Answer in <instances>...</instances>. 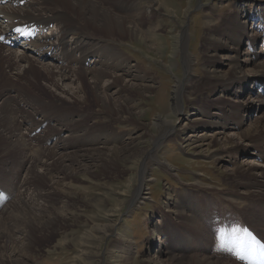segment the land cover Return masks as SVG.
I'll return each mask as SVG.
<instances>
[{"label":"rangeland","instance_id":"374dc122","mask_svg":"<svg viewBox=\"0 0 264 264\" xmlns=\"http://www.w3.org/2000/svg\"><path fill=\"white\" fill-rule=\"evenodd\" d=\"M98 1L110 7L112 11L123 13L122 9H125L128 12L123 2L125 0ZM156 1L137 0V6L139 9L141 6L144 15L142 14L140 18L129 17L130 21L141 20L142 28L147 29V33L143 34L147 35V38L143 37V40L138 41L131 36L124 37L117 33L114 41L116 47L124 51V57L129 60V65L139 67V71L148 77L139 79L133 78L132 75H123L125 79L123 81H114L113 78V84L107 90L104 85L106 78L98 82L101 93L104 90L108 93L118 91L113 105L120 118H113L107 112H99L98 109L104 106L97 99L88 76L87 80L83 79V89L78 91L79 97L83 95L84 99L78 101L79 105H76L77 102L75 104L69 102L70 100L64 97L68 94L71 96L70 93L73 91L71 88L79 90L80 81L76 77L77 73L72 72L73 76L67 78L61 77L59 69L56 68L61 63L51 59V56L40 58L31 53L38 60L40 68L48 65L54 70L57 85L40 78L37 81L38 86L31 81L25 88L36 90L47 97H50L52 92L59 98L57 103L41 106L47 114H53L51 111H61L74 116L70 119V115H66L67 128L52 130L54 133L59 132L57 136L72 135L76 142L70 145H76V149L82 150L86 148V139L92 133L100 131L103 132L101 137L114 134L113 142L105 146L100 145L103 148L116 146L118 149H124L122 145L125 143L128 148L121 153V159H105L100 155L93 164L83 166L70 164L62 171L59 170L62 166H59L45 173L38 164L37 176L32 178L31 184H28L25 178L28 166H22L21 163L19 166L0 163V214L2 213L4 220L6 218L8 221L11 220L0 229V264H162L170 259L173 261L174 255L179 256L181 260L172 264L205 263L195 261L196 257L213 258L221 261L220 264H235L240 260L238 252L247 256V259H241L245 264H264V198L253 197L252 193L261 192L245 184L255 177L251 174L253 167L247 171L240 169L246 163L262 166L264 161L256 156L257 151L252 148L249 154L243 150L231 156L224 153L213 154V148L222 149L229 145L225 140L226 135L220 136L222 140H214L216 137L214 129L196 124L199 118L201 122L202 120L207 122L211 117L208 113H215L214 116L221 114V119L229 110L239 108L240 111L243 109V103L253 102L249 99L258 88L251 82L253 78L250 70L254 67L253 62L243 65V71L249 74H246L247 77L238 86L239 93L242 92L239 97L229 98L221 86H218L220 79L227 78L233 73L228 70V64L219 65L220 69L211 76L207 72V65L212 56L211 35L219 29L232 33L238 22L245 21L246 17H242L244 13H238L240 6L235 3L238 0H158V3ZM244 1L249 4L253 2L256 4L258 1L259 4L255 6L264 16V0ZM156 8L158 11L154 10ZM123 14L126 16L125 12ZM230 14L234 16L232 19L229 18ZM247 20L248 25L252 24L253 28L259 27L261 23L254 19ZM132 25L128 23V26ZM157 25L159 28L154 32L153 28ZM241 25L242 22L238 27ZM87 26L91 33L108 37L105 30L94 24L88 23ZM8 27L9 25L0 21L1 31L5 33ZM149 28L153 32H149L151 31ZM71 37L68 35V38ZM243 39L246 40L243 41L244 48L255 49L258 52L264 42L261 40L255 43ZM0 44V53L4 55L11 52L20 55L29 47L26 45L23 50L6 47L1 41ZM183 51L192 56L190 68L185 67ZM261 59L264 60V55L260 54L256 60ZM88 64L93 65L91 60ZM123 69L110 68L109 71L120 74ZM187 72L192 74L193 79L190 80L189 86H185L186 94H183L181 102L183 112L175 113L174 84L177 78L184 79L185 75H188ZM6 79V75L1 72L0 88H6L12 83ZM140 83L151 87L145 95L137 90L136 85ZM13 84L17 85L18 82ZM261 84L264 87V78ZM39 85L47 87V90L43 91ZM17 87L14 89L17 90ZM253 88L255 90H252ZM19 89L23 93L20 87ZM233 98L239 101L236 105L230 101ZM21 103L28 108L24 102ZM127 115L131 116V119H121ZM160 116L175 119L181 128L180 132L173 133L158 145L159 158L173 165L179 175L170 174L160 165L152 164L149 174L153 179L148 181L147 188L144 189L147 199H142L141 203L129 207L128 203L141 178L143 160L155 148V136L162 133L154 124ZM259 116L260 112L254 109L243 120V127H248V123L258 120ZM46 117L52 118L48 115ZM43 119V116L37 115L35 122ZM111 119L113 120L110 121ZM44 126H47L46 122L32 133L37 134L40 141L51 136L52 127L40 131L39 128L42 129ZM228 130L230 131L225 134L233 135L239 149L241 147L239 128L231 127ZM203 132H207L208 136L199 138ZM189 135H195L196 140L186 144L185 139ZM120 136H124V139L119 140ZM55 138L56 136L50 137L48 143L51 142L50 139ZM100 142L101 140L96 145ZM110 152L115 153V150ZM15 153L12 156L17 157V151ZM218 156H222L224 160H219ZM196 180L214 188L193 185ZM47 191H52L49 193L50 197H46V194L44 196ZM223 192L234 193L235 198L242 197L240 207L235 204L231 206L232 204L226 202L222 198ZM212 199L217 201L213 207L215 210L210 207ZM16 201L21 202L26 208L36 210L29 209L20 218L13 219L10 214L8 215L10 211L6 212L5 208L10 209V205ZM254 202L259 203L256 210L259 214L252 218L254 214L247 212ZM49 213L57 219L47 226L45 222ZM231 215L233 218H230ZM116 237L120 238V241H117ZM125 238L131 243L134 252L128 262L120 256L122 253L117 251L119 242ZM179 239L188 245L178 248L179 244L183 243ZM164 243L167 247L161 245ZM199 260L204 261L201 258Z\"/></svg>","mask_w":264,"mask_h":264},{"label":"bare ground","instance_id":"6f19581e","mask_svg":"<svg viewBox=\"0 0 264 264\" xmlns=\"http://www.w3.org/2000/svg\"><path fill=\"white\" fill-rule=\"evenodd\" d=\"M157 1L156 3H158ZM123 2L126 4V8L128 9V12L125 9H122V12H125L126 16H124L123 13L117 12L115 10L112 11L110 7L104 6L98 0H8L5 5H0V18L6 19L5 22L7 25H9V27L22 29L25 24H30V26H32V24H37L39 26H43L46 30V33L40 35L35 40L27 44V46L30 45L32 48H26V51L22 54L18 55L11 52L8 55H4L0 53V76L1 72H3L6 75L8 81L12 82L6 88H0V163L3 165L14 164L18 166L21 163L22 166H28L27 172L25 174L28 184H31V181L33 180L32 178L37 176L36 168L38 167V164L45 170V173L51 172L54 170V167L59 168V166H62L61 169L59 168V170L62 171V169H66V166H70V164L75 166H83L89 163L93 164L98 160L100 155L105 157V159H121V153L125 150V148H128L127 143L125 142V144L122 145L124 149H118L116 146H106L103 148L100 145L105 146L113 142L112 140H114V134L111 133L113 136L108 134L109 137H101L103 132L97 131L92 133V135L86 139V148H82V150L76 149V145H70L76 142L72 135L59 137L57 136L59 132L54 133L52 131L54 129L57 130L60 127L67 128V126H65L66 120H68L66 115L70 114L61 111H51L53 114H47L41 107L47 106L48 103L51 105L52 103H57L59 98L52 92H50V97H47L43 94L42 96L36 90H27L25 88V86L30 84L31 81H33L35 85L38 86L37 81L40 78L47 79V81L52 82L53 85H57V82L55 81L54 70L48 65L40 68L38 65V60L31 55V51L35 49L36 51L41 52L44 56H51V58H55L57 62L61 63L57 66L55 65L56 68L59 69L58 72L61 77L67 78L73 76L72 72L77 73L76 77H78L80 81L79 90H77L78 88H71V90H73L72 93L69 92L71 96L69 97L68 94V97L65 96L64 98H66L68 101L70 100L69 102L74 104L77 102L76 105H79L78 101H80L81 98L84 99V96L82 95L79 97L78 91H80L81 88L83 89V79L87 80L88 78L86 76H88V81L90 83L92 82L91 87L93 88L97 99L101 101L104 106L103 108L98 109L99 112H107L109 113L108 115H112L113 118H120V116H118V114L115 112V106L113 105V100H115L114 97L118 94V91L115 90L114 92L110 93L106 91L113 84L112 79L115 78L114 81H123L125 80L123 75H132L133 78L139 79L148 77L144 72L141 73V71H139V67L131 64L129 65V60L124 57V51L121 48H117L116 43L114 42L117 33H120L122 36L124 35V37L131 36L136 38L138 41L143 40V37L147 36L143 35L147 33V29L142 28L141 20H129V17L131 16H139L137 18H140L143 14V9L141 6H139L140 9L137 6V0H125ZM235 3H238L240 6L238 13H244L242 14V17L245 16L246 20L240 21L242 22L240 27H238L240 24V22H238L237 28H235L232 33H227L224 29H219L213 33V35H211L213 43L211 46L212 56L211 59H209V65H207V72L211 76L220 69V66L223 64H228V70H231L233 73L227 78L220 79V84L218 86H221L220 88H222L223 91L229 95V98H231V96L239 97L242 92L239 93L238 86L241 84L242 80L247 77L246 74H249L243 71V65L253 62L254 67L250 70V75L251 78H253L251 82L254 83V86L258 87L257 92L254 94L252 93L253 96L251 99H249V101L253 102L251 104H247V102L243 103V109H240V111L239 108L231 109L225 115H223L221 119V114H216L214 116L215 113H208L211 117H209L207 122L205 120H202L203 122H201V118H199L198 120L200 122L198 121L196 124L214 129L216 131V137H214V140H222L220 139V136L226 135L225 140H227L229 145L222 148L223 150L220 148H213V154L221 155L224 153L231 156L237 155V153H239L241 150H243L244 153L249 154L252 148V150L255 149L257 151L256 156L264 161V87L261 84L264 78V60H256L260 54L264 55V16L263 13L255 6L259 4L258 1L256 4L254 2L251 4L245 3L244 0H238L235 1ZM154 10L158 11L157 8ZM147 12L149 13L150 10H147ZM233 17L234 16L232 14L229 15L230 19ZM248 18L254 19L255 21H261V23L258 25L259 27L253 28L252 24L248 25ZM129 22L133 25L128 26ZM88 23H92L96 27L105 30L108 33V37L97 36L91 33L89 27L87 26ZM143 25L145 24L143 23ZM158 28V25L155 26L153 28L154 32ZM211 28L212 27H210V29ZM47 29L49 32H47ZM150 30L151 31L149 32H153L152 29ZM2 34H4V32L0 30V36ZM68 35H71L72 37L68 38ZM243 38L249 39L250 41H255V43L262 40L263 45L261 50L258 52L255 49H249L246 47L244 48L243 41L245 42L246 40ZM185 39L186 36L184 35V40ZM109 40L112 42H109ZM238 43L241 44L238 45ZM182 54L185 67L190 68L193 62L191 54L187 53L186 51H183ZM89 60H91L93 64L92 66L89 65L90 63L87 65ZM242 61H245V63H241ZM123 67L126 68L123 69ZM110 68H120L123 69V72L120 74H114L113 72L109 71ZM187 73L188 75L186 74L184 79L177 78L176 83L174 84L173 99L175 113H181V102L184 98L183 94H186L185 86H189L190 80L193 79L192 74L189 72ZM105 78L106 81L104 85L106 90L101 93L98 82L104 80ZM21 80L24 81L20 82ZM13 82H18V84L15 85ZM246 85L248 84H245V86ZM13 86H18L17 90H15V87L13 88ZM136 86L138 92L142 95H145V92L150 91L151 89V87L147 84L140 83ZM19 87L23 93L20 91ZM40 87L43 89V91L47 90V87ZM252 90H255V88ZM51 98L57 101L52 100ZM230 101H232L235 105L239 102L234 100V98L230 99ZM21 102H24L28 108L24 107ZM254 109L260 112L258 120L249 122L248 127L244 128L242 124L243 120H245ZM187 112L188 111H186V114ZM37 115L43 116L44 119L36 123L35 119ZM46 115L50 117L52 116V118H48ZM72 118H74L73 114L70 115V119ZM121 119L128 120L131 119V116L127 115ZM112 120L113 119L110 121ZM45 122L47 123V126L44 128V131L45 129L47 130L48 128L52 127L50 130L51 136L44 138L43 141H40L41 139H39L38 135H32V133H34L33 130L37 129ZM176 122L177 121L175 119L171 120L168 117L164 118L160 116L154 123L158 129L162 130V133L159 136H155L156 146L150 153H148V155H146L143 160L140 171L141 178L139 180L138 187L130 202L128 203L127 201L129 207H134L136 204L141 203L143 201L142 199H147V197L144 195V189L147 188L148 181L153 179L150 178L149 174L150 166L152 164L160 165V167H163L170 174L173 173L175 175H179L177 173L178 171H176L173 165L165 160L160 159L158 155V145L162 144L164 140L169 138L173 133L181 131V128L178 127ZM231 127H234V129L239 128L240 130L241 147L239 149H237V143L235 142L233 135L225 134L226 132L230 131L228 128ZM55 136V140L50 139L51 142L48 143L47 140L50 137L54 138ZM206 136H208L207 132H203L199 138H204ZM119 138V140H123L124 136H120ZM99 140H101V142L99 145H96ZM195 140V135H189L188 138L185 139V142H187L186 144H190ZM63 150L67 152H63ZM70 150L71 152H68ZM110 150H115V153L110 152ZM16 151L17 157L12 156ZM218 159L222 161L224 160L222 156H218ZM112 162L114 161L112 160ZM250 167H253L251 174L255 177L253 180H249L247 183L245 182V184L250 188L254 187L257 192L262 193L261 190L264 191V165L261 166L258 164L246 163L243 164L240 169L241 171H247L250 169ZM192 184L198 187L210 189L214 188L213 186L205 185L200 180H196ZM51 192L52 191L45 192L44 196L46 194V197H50L49 193ZM254 193H252L253 197H259L262 199L264 198L262 197V195L264 196V193H262V195H259L261 193ZM222 194L224 195V197L222 195V198H224L226 202L232 204L231 206H234L235 204L240 207L242 203V197H237V199L235 198L236 195L230 192H223ZM212 200L210 201L211 208L215 207L217 202L216 199ZM224 200L222 202H224ZM12 205H10L11 210L9 207H6L5 211L7 212L9 210L10 213H8V215L10 214L13 219L20 218L21 215L29 209L30 211L36 210L35 208V210L30 207L26 208V206L21 205V202L19 201L14 202ZM257 206H259L258 202H254L253 206H249L250 209H248L249 211L247 213L254 214V216L251 214L252 218L257 217L259 214V212L257 213L256 211ZM213 210L215 209L213 208ZM212 214V216H214V213ZM2 216L3 215L1 213L0 229L3 227V225L9 224V221H11H8L6 217L4 220ZM230 218H233V216L231 215ZM56 219V216H54L52 213H49V217L47 218V222H45V224L48 226ZM215 220L216 218L214 219V222ZM182 239L184 238L182 237ZM184 240H182L183 243L179 244L180 246L178 248L188 245ZM117 241H120V238H118ZM119 243L120 244L117 246V251L121 252L122 254L120 256L123 257L126 262H128L134 254L131 248V243L126 238ZM161 245H163V247L166 246L165 243ZM180 250L181 249H178V251ZM171 252L173 253V251ZM85 253L86 252H84V254ZM199 258L203 259L204 261L201 262ZM194 259L199 263L205 262L208 264H216L219 262L218 264H220L221 262L209 257H196ZM172 260L173 261L170 259L163 262L162 264H172V262L179 261L181 259L179 256L174 255L172 256ZM235 264H245V262L240 259Z\"/></svg>","mask_w":264,"mask_h":264},{"label":"snow or ice","instance_id":"6c2138e0","mask_svg":"<svg viewBox=\"0 0 264 264\" xmlns=\"http://www.w3.org/2000/svg\"><path fill=\"white\" fill-rule=\"evenodd\" d=\"M240 259H247V256L243 254L242 252L237 253Z\"/></svg>","mask_w":264,"mask_h":264}]
</instances>
